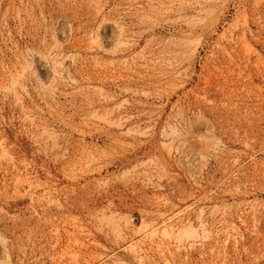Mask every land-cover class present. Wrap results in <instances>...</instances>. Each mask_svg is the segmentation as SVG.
Instances as JSON below:
<instances>
[{
  "label": "rangeland",
  "instance_id": "rangeland-1",
  "mask_svg": "<svg viewBox=\"0 0 264 264\" xmlns=\"http://www.w3.org/2000/svg\"><path fill=\"white\" fill-rule=\"evenodd\" d=\"M0 264H264V0H0Z\"/></svg>",
  "mask_w": 264,
  "mask_h": 264
},
{
  "label": "bare ground",
  "instance_id": "bare-ground-1",
  "mask_svg": "<svg viewBox=\"0 0 264 264\" xmlns=\"http://www.w3.org/2000/svg\"><path fill=\"white\" fill-rule=\"evenodd\" d=\"M110 220V219H109ZM112 220V219H111ZM122 234V233H121Z\"/></svg>",
  "mask_w": 264,
  "mask_h": 264
}]
</instances>
